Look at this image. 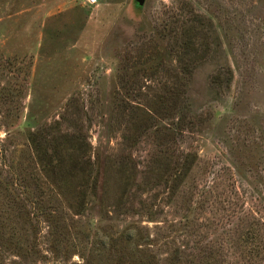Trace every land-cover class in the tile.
I'll return each instance as SVG.
<instances>
[{"label": "rangeland", "instance_id": "1", "mask_svg": "<svg viewBox=\"0 0 264 264\" xmlns=\"http://www.w3.org/2000/svg\"><path fill=\"white\" fill-rule=\"evenodd\" d=\"M0 264H264V0H0Z\"/></svg>", "mask_w": 264, "mask_h": 264}, {"label": "water", "instance_id": "2", "mask_svg": "<svg viewBox=\"0 0 264 264\" xmlns=\"http://www.w3.org/2000/svg\"><path fill=\"white\" fill-rule=\"evenodd\" d=\"M144 1H145V0H134V2L136 3V5H137L138 7H142L143 4H144Z\"/></svg>", "mask_w": 264, "mask_h": 264}, {"label": "built area", "instance_id": "3", "mask_svg": "<svg viewBox=\"0 0 264 264\" xmlns=\"http://www.w3.org/2000/svg\"><path fill=\"white\" fill-rule=\"evenodd\" d=\"M89 3L93 4L95 3V0H89Z\"/></svg>", "mask_w": 264, "mask_h": 264}]
</instances>
